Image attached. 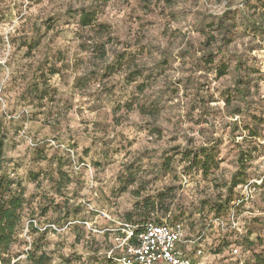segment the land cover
Instances as JSON below:
<instances>
[{"label": "rangeland", "instance_id": "374dc122", "mask_svg": "<svg viewBox=\"0 0 264 264\" xmlns=\"http://www.w3.org/2000/svg\"><path fill=\"white\" fill-rule=\"evenodd\" d=\"M0 117L25 251L104 264L121 224L167 212L196 234L258 177L264 0H0ZM201 149L206 174L182 157ZM252 196L240 232L203 239L207 264H264V185Z\"/></svg>", "mask_w": 264, "mask_h": 264}, {"label": "trees", "instance_id": "16d2710c", "mask_svg": "<svg viewBox=\"0 0 264 264\" xmlns=\"http://www.w3.org/2000/svg\"><path fill=\"white\" fill-rule=\"evenodd\" d=\"M80 26L83 29L91 28L93 31H105L107 27L98 24L96 20V13L94 11L82 10L80 13ZM220 76L225 75L226 70L220 69ZM254 136V135H253ZM6 135L4 132V124L0 117V264H54L52 257L41 250L40 243L33 241L30 249L25 251L26 243L21 239V232L23 228V210L25 206V193L21 185L15 184L13 181L4 177L2 171L4 168V149H5ZM261 140L258 146V159L263 153L264 145ZM192 158L194 165H201L203 174L207 172L211 155L205 149H201L194 155L183 153L184 157ZM185 158V157H184ZM242 161V160H241ZM258 173V171H257ZM259 176V174H258ZM240 184L238 176H234L231 183V192ZM233 205V204H232ZM229 208L222 207L221 214H211L203 220L201 228L195 233L188 234L187 227L182 221L171 220V212H167L164 217L155 218L153 220H144L140 223L127 222L135 227V233L140 234L143 231L144 225L147 223L163 224L167 222L171 227L178 224H183L188 236L190 238H197L203 235L209 227H212V221L216 218L222 217V213H228ZM154 209V208H153ZM152 210V208L150 209ZM149 210V212H151ZM200 216H205L202 213ZM131 218V215H128ZM38 233L37 229H33ZM24 246V247H22ZM104 264H113V262L105 256Z\"/></svg>", "mask_w": 264, "mask_h": 264}, {"label": "built area", "instance_id": "2783aa9c", "mask_svg": "<svg viewBox=\"0 0 264 264\" xmlns=\"http://www.w3.org/2000/svg\"><path fill=\"white\" fill-rule=\"evenodd\" d=\"M262 144L264 145V141ZM258 174L256 179L241 187L242 194L233 203L227 218L214 219L211 222L212 227L200 237L190 238L183 224L171 227L167 222L147 223L143 231L136 234L134 226L123 223L121 231L124 237L117 246L106 253L107 258L113 264H207L203 239L210 231H241L238 213L252 200L254 191L264 185V150L258 159ZM52 227L55 228L53 225ZM185 247H196L193 257L185 254ZM233 254L238 255L239 249H234Z\"/></svg>", "mask_w": 264, "mask_h": 264}, {"label": "crops", "instance_id": "0c3cea01", "mask_svg": "<svg viewBox=\"0 0 264 264\" xmlns=\"http://www.w3.org/2000/svg\"><path fill=\"white\" fill-rule=\"evenodd\" d=\"M188 235V234H187ZM204 246V245H203ZM195 250H196V247H185L184 248V252L187 256H190V257H193V255L195 254Z\"/></svg>", "mask_w": 264, "mask_h": 264}]
</instances>
